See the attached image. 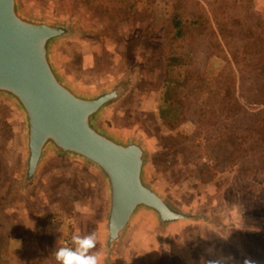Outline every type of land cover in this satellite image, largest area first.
Here are the masks:
<instances>
[{
  "label": "rangeland",
  "instance_id": "obj_1",
  "mask_svg": "<svg viewBox=\"0 0 264 264\" xmlns=\"http://www.w3.org/2000/svg\"><path fill=\"white\" fill-rule=\"evenodd\" d=\"M156 1L159 7L151 16L141 10L131 20H115L112 9L91 0H29L43 13L72 16L84 26L85 37L68 49L67 58L70 69L86 84L129 71L128 47H134L140 80L120 121L143 132L160 152L156 176L191 207L231 205L243 213L246 226L237 237L242 239L239 243L211 229L190 227L174 236L172 250H165L145 227L129 244L126 264H249V260L264 264V140L255 132L264 123L260 116L264 109V0H199L211 21V32L208 37H196L198 57L190 60L193 73L197 79L204 76L205 62L200 57L217 51V67L222 56L238 79L234 94L225 89L216 92L221 94L206 117L197 103L202 88L197 84L192 91V81L169 77L167 46L173 37L165 12L170 5L166 8L162 0ZM146 4L147 0H140L139 7ZM249 28L258 37L250 38L252 44L247 45L243 43ZM165 103L177 109L167 120L158 113L159 105ZM196 139L201 140L198 152L193 150ZM215 159H220V166L213 176L214 170L207 172V163ZM18 162L17 127L1 116L2 255L16 260L11 264H62L56 253L64 247L75 251L78 245L73 236L95 233L96 246L86 254H98L103 264L100 189L94 175L79 167L54 165L32 192L16 193Z\"/></svg>",
  "mask_w": 264,
  "mask_h": 264
},
{
  "label": "water",
  "instance_id": "obj_2",
  "mask_svg": "<svg viewBox=\"0 0 264 264\" xmlns=\"http://www.w3.org/2000/svg\"><path fill=\"white\" fill-rule=\"evenodd\" d=\"M87 31L75 17H55L29 0H0V117L17 127L14 189L29 193L54 165L79 167L100 189L103 264H126L127 249L147 227L158 245L182 230L212 229L215 208L191 207L160 182L161 154L120 120L138 86L129 71L86 84L68 65V49Z\"/></svg>",
  "mask_w": 264,
  "mask_h": 264
},
{
  "label": "trees",
  "instance_id": "obj_3",
  "mask_svg": "<svg viewBox=\"0 0 264 264\" xmlns=\"http://www.w3.org/2000/svg\"><path fill=\"white\" fill-rule=\"evenodd\" d=\"M94 3L98 2L101 3L103 7L109 10H113L114 17L117 19L115 20H131L135 15H137L141 10L145 15L151 16V12L153 9L159 7V2L156 0H147L148 4L144 6L142 9L139 7L140 0H91ZM239 1V0H238ZM164 7L170 8L168 12H165V15L168 17L167 21L172 30V39L169 42V54H168V73L171 79H176L178 81H192L190 88L192 91H195V88L198 84V87L202 88V93L200 95V100L197 103L201 106L199 108L203 115L210 114L212 111V106L216 99L220 96L221 93H217L221 91V89H225L228 94H234L232 91L234 85H237V76L234 73L233 68H229V65L226 64L225 60L221 56L217 63V56H219L216 52H211L202 56L200 55L199 60L205 62V67L201 71L204 73V76H197L193 73L194 69L191 67L190 60L195 59L198 57L196 55V37H208L211 32V21H209L205 15L206 10L204 6L199 0H162ZM247 35L246 40L243 44L250 45L252 44V40L254 37H258V33L255 32L253 29L249 28L246 30ZM245 45L244 47H247ZM256 46V44L254 45ZM253 46V47H254ZM221 51V50H220ZM222 55V54H221ZM128 61L133 64L135 61L134 55V47H128ZM221 63V64H220ZM230 64V63H229ZM220 65V66H219ZM226 67L229 68L226 70ZM196 72V69H195ZM235 82V83H234ZM217 95V96H216ZM180 110V109H178ZM174 107L168 104H160L158 107V113L160 118L162 119H169L172 115L175 116ZM260 116L264 118V109H261ZM211 115V114H210ZM167 118V119H166ZM203 123H206L205 118L203 117ZM262 140H264V123L255 131ZM231 141V138H230ZM200 139H196V144L194 149H197V152L200 150ZM221 144V143H216ZM220 146V145H219ZM223 147V144L221 145ZM230 148V146L228 147ZM231 149V148H230ZM212 160V158L210 159ZM218 166H220V159H215L213 164L207 163V172L209 170H214L212 173L213 176H216L218 172ZM8 239H12L9 237ZM4 239L1 240L0 243L2 244ZM16 242L12 241V245L15 249H18V246L15 245ZM11 246V251L13 249ZM3 253V251H2ZM0 251V264H11V262H16L13 257L7 258L6 256L2 255ZM14 254V253H12Z\"/></svg>",
  "mask_w": 264,
  "mask_h": 264
},
{
  "label": "flooded vegetation",
  "instance_id": "obj_4",
  "mask_svg": "<svg viewBox=\"0 0 264 264\" xmlns=\"http://www.w3.org/2000/svg\"><path fill=\"white\" fill-rule=\"evenodd\" d=\"M128 78L124 86L128 89L137 86L140 80L139 71L136 69V65L133 63L129 65ZM28 181L23 182L19 188L15 190L16 193L25 191L28 188ZM219 214L214 216V225H212V231H216L227 239H232V243H239L242 239L237 240V237L244 234L245 231V219L240 208L228 205L227 207H218ZM172 240L165 236L163 242V248L165 250H172Z\"/></svg>",
  "mask_w": 264,
  "mask_h": 264
},
{
  "label": "clouds",
  "instance_id": "obj_5",
  "mask_svg": "<svg viewBox=\"0 0 264 264\" xmlns=\"http://www.w3.org/2000/svg\"><path fill=\"white\" fill-rule=\"evenodd\" d=\"M73 240L78 245L75 251L71 248L64 247L56 253V258L62 261V264H100V257L98 254H86L88 249H92L96 246L95 233L84 238L73 236ZM249 264H253V262L249 260Z\"/></svg>",
  "mask_w": 264,
  "mask_h": 264
}]
</instances>
